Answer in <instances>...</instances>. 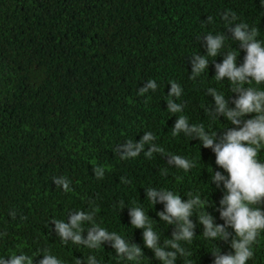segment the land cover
<instances>
[{
    "label": "trees",
    "instance_id": "1",
    "mask_svg": "<svg viewBox=\"0 0 264 264\" xmlns=\"http://www.w3.org/2000/svg\"><path fill=\"white\" fill-rule=\"evenodd\" d=\"M230 12L237 16L233 23H247L264 40V0H0V258L23 254L41 260L48 254L62 264L75 258L87 264L90 256L98 264H131L117 262L108 242L95 249L64 244L52 220L68 222L70 213L91 212L94 220L81 225L85 238L95 225L144 242V229L128 230L129 209L138 204L129 191L135 183H151L158 171L155 153L122 159L115 149L139 142L146 132L162 148L157 132L173 117L170 98L188 106L190 124L197 125L203 112V125L211 128L207 89L226 87L227 77L215 79V63L224 58L208 57V69L198 76L192 75L191 60L207 55V34L226 35L224 48L244 59L223 20ZM150 80L157 89L140 94ZM173 82L183 90L178 99L168 95ZM193 144L170 137L166 147L192 157L199 139ZM257 160L264 163V147ZM96 168H103V178ZM159 169L163 178L168 168ZM53 178H66L69 190ZM179 191L194 192L189 186ZM205 213L202 204L196 214ZM152 227L161 240L171 230L165 222ZM203 232L196 225L200 247L186 245L180 262L209 264L212 252L224 249L222 240L206 239ZM258 237L254 252L264 250V230ZM141 261L159 264L148 251Z\"/></svg>",
    "mask_w": 264,
    "mask_h": 264
},
{
    "label": "clouds",
    "instance_id": "2",
    "mask_svg": "<svg viewBox=\"0 0 264 264\" xmlns=\"http://www.w3.org/2000/svg\"><path fill=\"white\" fill-rule=\"evenodd\" d=\"M211 17L208 21L211 22ZM237 19L235 12L226 13L223 20L229 25L228 30L232 38L240 43L241 49L246 52L244 62L237 66V55L233 51L224 52L226 35L207 34L203 37L206 42L207 55H193L192 75L198 76L208 69V57L224 55L222 63H215V79L223 81L229 78L232 91L238 93L233 100L234 108L229 107L225 96L219 94L215 88H208L207 94L214 97L215 108H207V114L219 119L225 117L234 128H228L222 137L216 133H209L202 124H190L188 121V106L177 103L174 99L167 100L168 111L173 117L160 126L158 135L162 142V148L153 141L156 137L151 132H146L139 142L131 140L117 146L122 159L135 158L141 152L151 158L160 156V164L181 168L188 171L196 166L195 161L184 158L185 155L173 154L167 156L166 143L170 137H177L180 144L194 145V140L199 139L204 148H210L215 153L212 156L214 166L220 171L212 170L211 183L221 187L224 194L214 198L211 203L205 202L194 192H180L174 194L170 190H161L153 187L146 188L147 200L156 205L164 204V210L158 213L160 220L175 225L176 230L169 232L167 238L157 234L142 207H130L128 225L130 229H144L143 239L146 247L141 248L129 240L123 239L115 232H109L99 226L87 229V237L83 233L82 222H91L94 216L91 212H74L68 216V222L52 220L55 231L60 240L67 244L69 241L75 245H85L88 248H99L105 242L111 244L116 250V259L122 262L130 261L131 264L139 263L144 251L151 253L159 264H184L178 260V254L185 255L183 248L188 244L196 243L200 247V241L195 234L196 225L204 228L203 236L206 239L222 240L224 249L212 252L209 264H261L264 263V250L254 252L253 245L257 246L258 234L264 230V163L258 162V150L264 147V91L241 85L255 81L264 83V40L257 39L258 31L250 28L247 23H233ZM169 97L179 98L182 95L181 87L176 83H170ZM158 85L155 80L148 81L140 88V94L149 90L155 91ZM255 115L245 119L248 114ZM145 145H149L147 148ZM196 154V153H195ZM94 172L97 178H103V168H96ZM162 170L161 174H165ZM123 180V178H121ZM57 186L69 190V181L66 178H53ZM127 182V181H125ZM188 195V196H186ZM185 196V197H184ZM204 205L205 215H197L201 205ZM182 221V223H181ZM123 231L124 228L121 229ZM194 237V238H193ZM161 240V242H160ZM160 242V243H159ZM235 250L231 253L230 248ZM44 258L39 264H62L53 255L43 254ZM256 259V260H254ZM0 264H33V259L27 255H13L9 258H0ZM74 264H84L80 258H75ZM87 264H98L95 257H88Z\"/></svg>",
    "mask_w": 264,
    "mask_h": 264
},
{
    "label": "rangeland",
    "instance_id": "3",
    "mask_svg": "<svg viewBox=\"0 0 264 264\" xmlns=\"http://www.w3.org/2000/svg\"><path fill=\"white\" fill-rule=\"evenodd\" d=\"M224 52L233 51L236 53L237 57V66H241L244 62V59L242 55L238 52H236L233 49H227L224 48ZM222 57L224 55L222 54ZM226 87L219 89L215 88L217 92L228 100L229 107L234 108L233 104V97L237 96L238 93H235L232 91V88L234 87L231 85V82L229 78H226ZM260 86H264L263 83L257 84L255 81H251L250 83H246L241 85V87H252L255 89H258L260 91H264V88H260ZM212 98V106L211 108H215V100L214 97L209 95V98ZM214 122L210 129L205 128V130L209 133H216L218 139L219 137H222L224 133L227 131L228 128H234L235 125H232L225 117L221 116L219 119L214 118ZM204 120V114L202 112L200 118L197 120V125L202 124L203 125ZM204 126V125H203ZM196 138H190V140H195ZM200 149H196V159L194 160L196 163V166L192 169L185 171L181 168L177 167H170L160 164V156H155L153 158V163H156L158 165V171L155 173V171L152 174V181L149 185H144L142 183H135L132 185L131 190L129 192L133 193L134 196L138 200L137 207H142L143 211L145 212L146 217L150 220L151 224L158 225L162 224L163 221L160 220V217L158 216V213L162 210H164V204L157 203L154 205L150 201L147 200L146 196V188L153 187L161 190H170L174 194H176L180 188L189 186L191 187L194 192L195 196L199 195L202 200L205 202H210L224 194L225 192L221 187H217L215 183H211V177H212V170L213 171H220L222 170L214 166L212 162V156L215 155V153L210 148H204L201 141L199 140ZM168 153L172 154V151L167 147L166 150ZM160 166L168 168V173L161 178L160 177ZM223 173V172H222ZM224 174V173H223ZM225 176H228L224 174ZM165 225L168 226L171 229H176L175 225H169L165 222ZM165 235V234H164ZM134 244L140 246L141 248L146 247L145 243L141 239H135ZM118 261V260H116ZM175 264H177V261H175Z\"/></svg>",
    "mask_w": 264,
    "mask_h": 264
},
{
    "label": "bare ground",
    "instance_id": "4",
    "mask_svg": "<svg viewBox=\"0 0 264 264\" xmlns=\"http://www.w3.org/2000/svg\"><path fill=\"white\" fill-rule=\"evenodd\" d=\"M170 155V153H167V156H169ZM195 155L196 154H194L192 157H190V156H188V155H185V156H183L184 158H187V159H189V160H193L194 161V157H195ZM171 229V228H170ZM175 231V229H171L170 230V232H174ZM38 260H40L39 258H37V260H35V259H33V264H34V262H38Z\"/></svg>",
    "mask_w": 264,
    "mask_h": 264
}]
</instances>
